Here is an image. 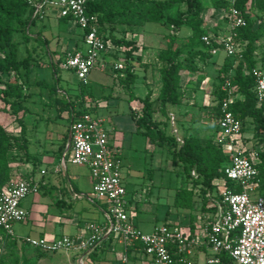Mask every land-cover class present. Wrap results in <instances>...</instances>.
I'll use <instances>...</instances> for the list:
<instances>
[{
	"label": "rangeland",
	"instance_id": "rangeland-1",
	"mask_svg": "<svg viewBox=\"0 0 264 264\" xmlns=\"http://www.w3.org/2000/svg\"><path fill=\"white\" fill-rule=\"evenodd\" d=\"M213 3L214 0H204L206 9L202 14L203 29L222 27L228 35L230 30L228 31V24L224 21L225 11L215 10ZM251 13L259 25L260 16H264L263 11L256 8ZM125 29L126 26H122L120 28L122 32H119L117 37H122ZM134 32L127 36L138 41L140 52L135 54V58L140 55L141 60L127 59L126 49L115 47L111 43V48L105 54L108 58L106 59L108 62L106 70L96 68L90 76L88 89L92 91L93 97L88 98V102L94 108V115L104 118L108 127L115 129L114 134L122 138L123 178L129 192L128 200H131L132 207L136 209L131 211L130 215L144 233H150L155 227L167 221L189 224L192 215L197 219L203 216L207 211L203 207L205 186L203 179L194 169L190 170L178 160H174L167 149L150 144L145 137L138 134L131 112L141 111L143 105L139 99L145 98L147 94L151 95L152 100H156L159 96L162 86L160 69L164 65L159 60V55L167 49L170 38L174 36L176 37L175 48L184 50L180 60L186 61V57H189L188 66L195 67L193 72H186L182 77V103L168 106L167 115H163L160 104L156 101L154 118L162 124L167 134L175 136L178 144H182L184 138L188 136L197 137L202 143L211 140L216 127L214 115L216 101L213 89L219 68L225 64L226 53L221 51L208 62L195 59L192 63L190 60L196 51L185 45L192 40L193 32L190 27L186 26L176 31L167 24L147 23L137 27ZM210 32L214 35L212 30ZM262 34L263 37L258 43L260 52L264 50V31ZM80 35L81 30L79 33L76 26H71L70 22L62 20L47 21L37 25L29 24L26 30H20L14 35L13 42L18 49V58L27 60L28 66L15 76L4 75L3 78L5 81L24 82L28 80L30 82L26 100L30 113L25 116V124L28 128L29 152L34 159L30 165H26L22 152L17 150L16 145L13 148L5 145L4 156L0 158V170L3 171L4 178L0 189L14 178H27L33 166L35 173L32 177H36L41 168H48L49 173L46 179L53 178L48 166L49 161L60 154L57 151L58 147L63 144L70 128L68 119L70 114L63 113L58 116V112L64 107V103L74 100L79 93L77 78L73 72L65 70L63 64L67 56L76 51L75 47L81 39ZM148 49L156 51H148ZM147 52L150 54H146ZM53 64L58 67L63 78L60 83L62 89L56 96L49 97L46 89L49 83L55 82L52 77L51 66ZM114 64H122L124 69L114 70ZM127 64L134 66L138 74L133 87H131L132 84L122 81L121 76L125 75L123 70ZM1 88L3 86L0 84ZM133 98L135 100L132 101ZM75 106L78 107V105ZM0 126L12 136L20 135L18 122L1 101ZM252 126L247 129L246 135H252ZM113 144L118 147L116 142ZM249 145L252 143L250 142ZM62 167L66 173V166L62 165ZM67 168H69L70 175L80 178L84 185H90L88 170L85 167L67 161ZM181 189L192 193L193 209H182L176 206L175 197ZM222 189L223 187L220 190ZM34 199L37 201L38 197L28 196L24 201V206L30 209ZM50 221L61 224L63 227L66 223H70L66 219ZM45 222L43 218L34 219V216H30L27 221L16 223L13 237L18 239L24 247L19 249L12 244L2 243L1 249L5 262L10 264H14V261H18L19 264H81L84 252H45L25 243L27 237H39L36 225ZM102 256V250H98L91 258L93 262H100Z\"/></svg>",
	"mask_w": 264,
	"mask_h": 264
},
{
	"label": "trees",
	"instance_id": "trees-1",
	"mask_svg": "<svg viewBox=\"0 0 264 264\" xmlns=\"http://www.w3.org/2000/svg\"><path fill=\"white\" fill-rule=\"evenodd\" d=\"M263 3L264 0H237L236 7L242 12L247 22L245 27L238 29L237 41L242 47L243 58L227 57L225 64L219 68L213 89L216 101L214 109L216 127L211 140L202 143L197 137L188 136L184 138L182 144H178L175 136L167 134L162 124L154 118V103L156 101L159 102L163 115H167L168 106L182 103V77L186 72H193L195 67L188 66L189 57H186V61L180 60L184 50L175 48L176 37L174 36L170 38L167 49L159 55V60L164 64L160 69L162 86L159 96L156 100H152L151 95L147 94L145 98L139 99L143 105L141 111L131 112L138 134L145 137L150 144L167 149L174 160H178L190 170L194 169L203 179L205 186L203 207L205 209L208 207L210 197H213L215 192L216 196L214 197L219 199L221 187L235 189L237 192L241 191L240 188L235 187V182L227 179L224 174V169L229 164L230 158L216 140L221 118V104L224 100L231 98L234 99L231 110L242 122L243 134H246L247 129L253 125L251 138L248 139V143H252L249 152H257L255 166L258 176L255 182L258 183V192L264 194V107L257 102L256 83L253 76V69L264 66V50L260 52L258 45L263 37L264 16H260L261 22L257 25V20L251 13L256 8L261 9L264 13ZM213 6L215 10L223 9L225 11L224 21L228 24L230 7L228 1L214 0ZM205 9L204 0H89L87 5L88 15L96 18L93 26L98 28L107 42L112 43L115 47L125 48L127 59H134L135 54L140 52L138 41L127 36L134 34L137 27L147 23L167 24L176 31L184 26L190 27L193 37L185 47L196 51L190 60L192 63L195 59L208 62L213 57L208 53L202 41L203 36L211 34L209 29H203L202 14ZM33 15L34 9L25 0H0V84L3 86L0 89V101L9 109L10 114L15 117L20 126V135L18 136L8 134L0 126V158L4 156L5 145H9L11 148L16 145L17 150L22 152L26 165H30L34 159L29 152L28 128L25 124V116L30 113V109L26 106L30 82L28 80L24 82L5 81L3 77L4 75L15 76L28 66L27 60H19L18 49L13 42V37L18 31L26 30L29 24L37 25L43 22V20L33 18ZM59 20L73 21L70 17H63ZM122 26H126L124 34L122 37H117V34L122 32L120 30ZM214 35L219 34L215 32ZM81 37H83L82 30ZM135 59L141 60V56L138 55ZM51 68L55 82L49 83L46 90H48L49 97H54L62 89L60 83L63 78L56 65L53 64ZM123 72L125 75L121 76L122 81L132 84L131 87H133L138 75L136 68L127 64ZM77 85L79 93L75 99L64 103V107L60 108L58 112V116L66 112L70 114L68 118L70 125L75 116L82 113L94 114L95 112L92 106H88V98L93 97L92 91L88 89L89 85H83L79 80ZM68 141L69 132L59 147L61 157L67 148ZM34 171L33 166L27 178H32ZM2 180H4L3 171L0 170V184ZM7 184L8 182L0 189V195ZM175 203L178 208L193 209L192 193L185 189L179 190L175 197ZM193 219L192 215L191 221ZM2 243L12 244L19 249L24 246L18 239L0 230V264H10L5 262L1 249ZM172 254H177L176 250L172 251ZM224 261L231 262V259L225 256ZM14 262V264H19L18 261Z\"/></svg>",
	"mask_w": 264,
	"mask_h": 264
},
{
	"label": "built area",
	"instance_id": "built-area-1",
	"mask_svg": "<svg viewBox=\"0 0 264 264\" xmlns=\"http://www.w3.org/2000/svg\"><path fill=\"white\" fill-rule=\"evenodd\" d=\"M33 9V18L44 20L49 9L60 18L70 17L83 32V49L70 53L63 68L75 74L83 85H89L96 68L105 69V54L111 44L93 26L96 18L89 16V0H25ZM229 7L228 35H205L202 41L212 56L223 51L229 58H243V50L237 41L238 29L247 22L236 7L237 0H227ZM124 69L116 64L114 70ZM255 95L264 107V66L253 69ZM234 99L221 104V118L216 140L230 158L224 169L227 179L235 182V189L223 188L219 197V214L207 227V241L212 255L208 264H264V194L258 192L255 182L258 172L255 166L257 152H249L251 145L242 132V122L231 110ZM70 142L63 154L62 165L67 161L90 169L93 181L92 200L107 206L105 221L91 222L87 235H63L56 239L27 237L25 243L45 252L77 251L86 255L94 252L106 237L116 236L126 250H135L152 258L153 264H176L178 255L189 253L195 245L191 235L168 224L144 233L132 221L128 190L123 178L121 152L111 140V128L104 118L92 113L75 116L69 128ZM41 175H46L42 170ZM40 184L33 178L12 179L0 195V230L14 236V225L28 219L23 202L30 195L40 193ZM229 257L231 262L224 261ZM127 261V257L124 258Z\"/></svg>",
	"mask_w": 264,
	"mask_h": 264
},
{
	"label": "crops",
	"instance_id": "crops-1",
	"mask_svg": "<svg viewBox=\"0 0 264 264\" xmlns=\"http://www.w3.org/2000/svg\"><path fill=\"white\" fill-rule=\"evenodd\" d=\"M47 13L48 15L43 20L42 23H46L47 21H59L60 17L58 16V14L54 9H49ZM70 24L71 26L72 25L76 26L80 33V28L77 26V24L74 21H70ZM210 30H212L214 33L216 32L220 36L227 35V33L225 32V30H223L222 27L220 28L212 27V29ZM229 30L230 27L228 23V31ZM75 49L76 51L83 49V41H81V39L78 42ZM150 50L156 51L153 49H148V51ZM146 54H150V52H147ZM106 59L108 58L105 57L104 62L106 63V67H107L108 62ZM226 59H227V55L225 57L224 62L226 61ZM102 70H106V68ZM88 106L91 105L88 103ZM115 132H116L115 129L112 127L111 140L112 142L117 143L118 149L120 150L122 155V151H121V147L123 144L122 138L120 139L119 136H116L114 134ZM244 136L247 142L248 139L251 138V136H248L246 134H244ZM57 151L59 152V147ZM62 158L63 156L61 157L60 155H58V157L55 156L49 161L48 166L51 169L53 178L46 179V176L49 173L48 168H41V170L38 171L37 176L32 177L35 181H37L40 184L41 189L38 195H34L38 197V200L37 201H35V199L33 200V205L31 206V208L30 209L26 208L23 202V207L28 211L29 217L34 216V219L43 218L46 220L45 223L36 225V228L39 230V237L37 238H47L49 240H52L66 234L70 236H85L87 235V226L89 223L91 222L101 223L104 222L106 218L105 212L107 211V206L92 200L93 181H92L90 169L88 167L81 166V167H85L88 170L89 183H90L88 187L83 184L80 178L70 175L69 168H67V166H66L67 171L66 173H64L61 163ZM42 170L46 171V175L44 176L41 175L40 172ZM129 203H130L129 206L130 212L134 211L135 209L131 205V200L129 201ZM206 210H207L206 213H204L203 216L198 217V219L195 217L193 221H191V217H190L189 224H184L179 222L177 223L174 221L171 222L167 221L164 223L183 230L186 234L191 235V238L195 241V245L191 248V251L189 253H185L182 256L178 254L174 255L178 260H186L192 264H208L207 261L211 257L212 252L208 245L206 231L208 224L214 221L220 212L219 199L215 197H210L208 207ZM54 219H58V220L66 219L67 222L70 223L69 224L66 223V225L63 227V225L61 224H57L56 222L50 221ZM133 223L135 224L134 221ZM70 231L73 234L69 233ZM153 231H151L150 233H152ZM98 250H102L103 256L100 259V262H93V258L91 257L93 255L95 256L96 251ZM126 257H127V261L124 260V258ZM97 263L153 264L151 257L147 255L145 256L144 254L139 253L138 251L132 249L126 250L123 244L120 242V239L116 236L106 237L104 242L94 252L88 255L85 254L84 257L81 259V264H97ZM176 264H186V263L179 261Z\"/></svg>",
	"mask_w": 264,
	"mask_h": 264
},
{
	"label": "water",
	"instance_id": "water-1",
	"mask_svg": "<svg viewBox=\"0 0 264 264\" xmlns=\"http://www.w3.org/2000/svg\"><path fill=\"white\" fill-rule=\"evenodd\" d=\"M69 142H70V138H69Z\"/></svg>",
	"mask_w": 264,
	"mask_h": 264
}]
</instances>
